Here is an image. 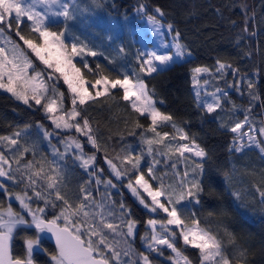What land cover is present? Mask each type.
Here are the masks:
<instances>
[{
	"label": "trees",
	"instance_id": "trees-1",
	"mask_svg": "<svg viewBox=\"0 0 264 264\" xmlns=\"http://www.w3.org/2000/svg\"><path fill=\"white\" fill-rule=\"evenodd\" d=\"M80 1L84 5L88 0ZM93 1L108 20L141 13L162 20L178 38L187 59L154 74L139 66V47L127 38L123 40L127 61L124 51L122 61L114 57H119L117 54L98 56L100 59L91 65V70L99 67L95 74L77 63L91 82L98 77L134 79L139 74L162 120L155 122L133 107L123 88L77 101L57 73L22 48L47 86L54 83L51 77L55 75L61 88L70 91L62 99L64 109L56 116L76 110L78 127L82 126L86 134L73 132L76 129L62 133L54 127L46 107L49 95L38 102H21L0 91V140L39 126L49 134L61 133L66 140L71 137L79 141L92 165L85 168L77 154L65 156L64 181L67 191L74 192L92 210L90 222H96L99 233L95 232L91 240L101 253L99 257L109 264H142L144 260L149 264H181L173 249L188 264H206L201 249L184 243L181 230L168 224L165 212L152 208L149 201L147 205L138 202L132 188L140 177L170 198V189L176 188L181 201L174 205L181 221L203 229L228 264H264V0ZM73 9L77 14L85 13L77 6ZM67 18L48 25L47 30L61 33ZM9 24L10 29H0L14 43L25 48L26 41L42 42L41 34L32 31L29 22L24 21L19 30L14 18ZM97 25L103 32L99 22ZM119 69L126 71L121 75L116 72ZM201 81L208 94L221 97L219 107L209 113L200 107L196 95ZM240 127L247 140L239 138ZM50 143L61 149L56 136ZM192 143L205 153V161L200 163L180 152L178 146ZM244 144L249 146L239 151ZM4 146L0 141V152L6 154ZM25 162L29 163L27 157ZM189 173L195 182L186 181ZM6 179L0 189V210L11 204L19 213V204L10 198L20 194L44 212L46 221L66 211L67 200L49 192L43 182L31 179L27 172L13 166ZM30 226L20 224L12 231L15 259L27 260L26 242L38 238V230ZM155 233L164 235L171 249H145ZM41 246L43 253L38 252L34 262L52 264L50 257L58 256L55 247L46 239Z\"/></svg>",
	"mask_w": 264,
	"mask_h": 264
},
{
	"label": "rangeland",
	"instance_id": "rangeland-1",
	"mask_svg": "<svg viewBox=\"0 0 264 264\" xmlns=\"http://www.w3.org/2000/svg\"><path fill=\"white\" fill-rule=\"evenodd\" d=\"M76 1L0 0V26L10 29L9 19L12 17L16 22V30H19L24 21H27L31 26V30L40 33L42 38L40 44L26 41L25 43L30 46L25 45L24 48V45L14 43L15 40L0 29V91L18 97L21 102H29L34 99L38 102V100L49 95L50 100L46 104L47 113L51 115L54 127L62 133L76 129L73 132L86 134L82 126L78 127L76 110L70 109V112L64 116H56L62 108L64 109L62 99L70 91L76 95L77 101L85 102L93 95L123 88L125 97L131 101L133 107L149 114L155 122L162 120L163 116L156 108L147 87L144 85L145 83L140 80L139 74H136L134 79L125 78L110 81L107 77H98L97 80L91 82L83 76L82 68L78 67L77 63L79 62L86 70L95 74V72H98L99 67H93V70H91V65L96 58H99L98 56L117 54L119 57L115 55L114 57L122 61V52L124 51V60L127 61L128 56L125 48H123V40L127 38L139 47L137 50L139 53V59L137 60L139 66L148 74H154L172 66L174 62H185L187 59L183 55V48L177 41L178 38L174 35L173 30L162 20L140 15L141 13L132 16L113 17L108 20V17L100 13L99 4L96 1L88 0L84 5L80 4L83 1L78 0L77 3ZM74 2L75 4H73ZM74 6H77L78 9H84L85 13H82V15L75 13ZM66 18L64 31L61 33L47 30L48 25L54 23L56 25ZM98 22L103 28V32L98 29ZM22 48L33 52L40 62L44 63L52 72L57 73L70 91L65 92L61 88L58 77L55 75L51 77L52 82L55 84L53 83L50 87L47 86L48 84L44 81L45 78L40 73L41 71L35 69V65L33 67L26 51ZM125 71L126 69H119L116 72L122 75ZM127 72L131 73L129 69H127ZM135 73H138V70H135ZM49 76H52V74H49ZM202 85L201 81L200 87L197 86L196 88V95L199 98L200 107L209 113L219 107L221 97L220 94H208L206 88ZM238 130L241 141L245 140L246 136H242L243 128L240 127ZM246 134L248 133L246 132ZM55 136L60 143V150L50 143L51 137ZM67 138V140L65 137L63 138L61 133L50 132L49 134L37 126L34 129L20 130L1 139V143L5 144L6 154L0 152V189H2V181L7 180L6 178L9 177L13 166L27 172L31 179L43 182L49 192H53L58 198L62 197L67 200L66 211L59 218L49 221L63 228L66 227L78 238L88 239L85 242L99 257L101 253L95 249L91 240L93 234L98 232L96 222H90L93 214L92 210L89 205L81 202L79 197L76 198L73 191V193L67 191L63 171L65 156L69 154H77L78 161L85 168L92 165V160L83 154L79 141L71 139V137ZM180 138H184V135H181ZM248 146V144H244L238 150L242 151V148ZM178 147L183 155L189 154L200 163L206 159L205 153L196 144H182ZM47 148L51 154L46 152ZM26 157L29 163L25 162ZM59 164L62 166L59 167ZM186 181L195 182L193 174H187ZM10 182L14 183L12 180ZM170 190L171 198L162 191L154 189L152 184L143 177H140L132 188L138 202L147 205L146 201H149L152 208H159L167 214L169 217L168 224L181 230L185 240L184 243L201 249L206 264H228L227 258H221V253L215 242L203 229L197 224L186 225L181 221L174 205L175 201H181V194L176 188ZM10 201L17 202L20 209L18 213L9 204L4 210H0V223H7L2 227L3 232L12 234L13 229L20 224L36 226L40 221L46 219L44 212L36 205L33 207L25 195H13ZM99 219H101V216L97 218V220ZM80 220L85 221V223ZM83 234L86 235V239L83 238ZM37 235V240L26 242L28 258L25 261H34L33 257L38 252L43 253L44 249L41 243L46 238L47 231L38 230ZM157 247L171 249L169 241L159 233H155L152 242L146 245L145 249L152 251ZM172 251L176 254L178 263L188 264L185 257L174 249ZM50 261H52V264H65L59 256L50 257ZM122 264L126 263L122 262ZM142 264L149 263L144 260Z\"/></svg>",
	"mask_w": 264,
	"mask_h": 264
},
{
	"label": "water",
	"instance_id": "water-1",
	"mask_svg": "<svg viewBox=\"0 0 264 264\" xmlns=\"http://www.w3.org/2000/svg\"><path fill=\"white\" fill-rule=\"evenodd\" d=\"M6 224L0 223V264H36L34 261L14 258L13 236L10 232L2 231ZM30 228L47 231L45 239L55 247L57 255L65 264H109L103 258H98L81 238L66 227L44 220Z\"/></svg>",
	"mask_w": 264,
	"mask_h": 264
},
{
	"label": "flooded vegetation",
	"instance_id": "flooded-vegetation-1",
	"mask_svg": "<svg viewBox=\"0 0 264 264\" xmlns=\"http://www.w3.org/2000/svg\"><path fill=\"white\" fill-rule=\"evenodd\" d=\"M31 226H34V225H31ZM43 231H45V232H46V230H43Z\"/></svg>",
	"mask_w": 264,
	"mask_h": 264
}]
</instances>
